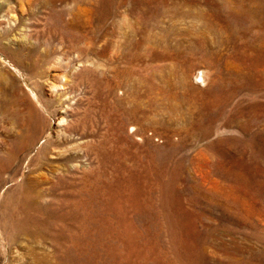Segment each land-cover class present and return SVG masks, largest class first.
Listing matches in <instances>:
<instances>
[{"label": "rangeland", "instance_id": "rangeland-1", "mask_svg": "<svg viewBox=\"0 0 264 264\" xmlns=\"http://www.w3.org/2000/svg\"><path fill=\"white\" fill-rule=\"evenodd\" d=\"M0 264H264V0H0Z\"/></svg>", "mask_w": 264, "mask_h": 264}, {"label": "bare ground", "instance_id": "bare-ground-1", "mask_svg": "<svg viewBox=\"0 0 264 264\" xmlns=\"http://www.w3.org/2000/svg\"><path fill=\"white\" fill-rule=\"evenodd\" d=\"M132 131V130H131Z\"/></svg>", "mask_w": 264, "mask_h": 264}]
</instances>
